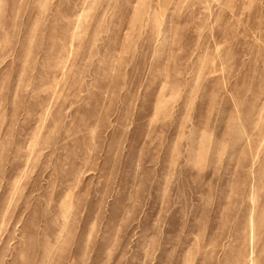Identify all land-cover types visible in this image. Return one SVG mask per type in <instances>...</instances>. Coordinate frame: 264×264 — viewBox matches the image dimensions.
I'll use <instances>...</instances> for the list:
<instances>
[{"label":"rangeland","instance_id":"374dc122","mask_svg":"<svg viewBox=\"0 0 264 264\" xmlns=\"http://www.w3.org/2000/svg\"><path fill=\"white\" fill-rule=\"evenodd\" d=\"M0 264H264V0H0Z\"/></svg>","mask_w":264,"mask_h":264}]
</instances>
